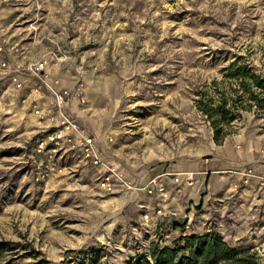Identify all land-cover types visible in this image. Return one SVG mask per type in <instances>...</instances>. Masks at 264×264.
Listing matches in <instances>:
<instances>
[{"label":"rangeland","instance_id":"obj_1","mask_svg":"<svg viewBox=\"0 0 264 264\" xmlns=\"http://www.w3.org/2000/svg\"><path fill=\"white\" fill-rule=\"evenodd\" d=\"M5 40L27 57L58 52L72 117L130 181L156 166L232 163L177 185L206 178L200 201L167 202L195 212L192 231L146 222L160 206L145 191L105 192L101 169L37 151L47 133L0 74V264H130L154 243L206 233L264 264V92L232 75L244 66L264 79V0H0ZM223 99L237 101L225 151L204 111Z\"/></svg>","mask_w":264,"mask_h":264},{"label":"built area","instance_id":"obj_2","mask_svg":"<svg viewBox=\"0 0 264 264\" xmlns=\"http://www.w3.org/2000/svg\"><path fill=\"white\" fill-rule=\"evenodd\" d=\"M24 50L25 48L18 42L7 40L0 42V74L8 79L17 91L30 89L29 94L24 95L22 101L30 103L31 111L47 133L45 139L39 142L37 151L45 155L47 161L53 162L57 152L63 150L78 161L98 170L101 169L98 179L105 192L115 193L124 187L145 191L160 206L155 210L154 217H150L148 213L145 214L146 222L153 221L154 218L157 221L166 218L172 224L183 227L182 234L192 231L195 212L188 211L182 215L168 206L167 202L172 198V191L158 177H152L145 184L132 182L124 176L122 170L103 160L97 137L82 130L69 111L67 101L74 97V93L68 87H63L61 79L54 74L58 61L61 59L58 52L50 51L32 61L25 60L27 54ZM29 78H32L35 83L27 87ZM44 93H48L54 100L48 108L43 107L39 102L40 99L36 97ZM81 101L85 102V99L82 97ZM163 175L170 177L176 185L191 186L196 180L195 171L179 170L168 166ZM243 176L245 182H249L253 176V170L247 169Z\"/></svg>","mask_w":264,"mask_h":264},{"label":"trees","instance_id":"obj_3","mask_svg":"<svg viewBox=\"0 0 264 264\" xmlns=\"http://www.w3.org/2000/svg\"><path fill=\"white\" fill-rule=\"evenodd\" d=\"M232 75L254 82L260 94L264 92V79L244 66L239 67ZM255 92L257 90L253 89L252 96ZM236 104L237 101H232L230 107H227L228 99H223L217 105H204V111L214 127V140L219 145L227 137L223 130L233 121L234 118L228 117V114ZM240 106L247 108V105ZM180 241L174 245L154 243L151 245L150 258L137 257L130 264H258L254 252L229 245L217 233L185 235Z\"/></svg>","mask_w":264,"mask_h":264},{"label":"crops","instance_id":"obj_4","mask_svg":"<svg viewBox=\"0 0 264 264\" xmlns=\"http://www.w3.org/2000/svg\"><path fill=\"white\" fill-rule=\"evenodd\" d=\"M38 57H25V60H36ZM56 71L54 72V74H58L57 69H55ZM33 83H35V81L32 78H29V82L27 87H30L31 85H33ZM1 85V83H0ZM62 85H65L64 83H62ZM30 89L28 88L27 90H24L23 95H27L29 94ZM38 97L40 100V104L45 107L48 108L49 106H51V104L53 103V98L48 94V93H44L41 96H36ZM76 101L79 103L78 99L73 98V99H69L67 101V106L70 109V111H72V113H75V116H77V108L75 107V103ZM29 110L30 109V103L27 102L24 104ZM32 113V112H31ZM73 113V114H74ZM34 114V113H32ZM228 141V139H227ZM218 147L222 150H226V147L224 145H218ZM232 161L226 160L225 161V156L223 155V157L217 161L216 163H211L208 165L202 164L201 166H197L193 163H184V164H179L175 165L176 168H180V169H188V170H197V171H202L201 173V177L202 174H207V173H213L217 170H215L216 168H218L219 166H229V164L231 165ZM167 168V167H166ZM164 168V166H156L152 171H151V176L152 177H158L159 180H161L167 187H169V189L172 191V199L170 200L171 202H189V201H200L202 198V193H203V188H205V181L206 178H198L199 180L195 182V185L193 187H186V186H182L179 188V186H177L176 184H174L173 180L170 177H167V175H163L164 170L166 169Z\"/></svg>","mask_w":264,"mask_h":264}]
</instances>
